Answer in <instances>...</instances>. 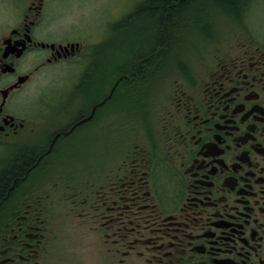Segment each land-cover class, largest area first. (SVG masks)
I'll return each mask as SVG.
<instances>
[{"label":"flooded vegetation","instance_id":"flooded-vegetation-1","mask_svg":"<svg viewBox=\"0 0 264 264\" xmlns=\"http://www.w3.org/2000/svg\"><path fill=\"white\" fill-rule=\"evenodd\" d=\"M53 6L0 0V180L8 161L31 156L0 213V264H53L62 242L96 264H264V33L245 12H221L238 32L174 61L172 80L164 61L141 115L125 119L133 81L118 46L134 51L126 64L139 46L116 32L138 6L90 39L70 38ZM63 67L61 87L37 90ZM102 140L109 150L69 168L70 146Z\"/></svg>","mask_w":264,"mask_h":264},{"label":"rangeland","instance_id":"rangeland-1","mask_svg":"<svg viewBox=\"0 0 264 264\" xmlns=\"http://www.w3.org/2000/svg\"><path fill=\"white\" fill-rule=\"evenodd\" d=\"M53 2V11L56 16V24L65 30L66 33L70 35V38H81L82 36L87 38H93L99 33L110 35L113 32V25L111 31V23L117 18L119 19L121 16H124L126 12H131L135 10L139 4H141L142 0H51ZM249 4L246 5L245 8L248 7ZM252 7L248 9L247 12L244 10L242 12L245 17L251 19L254 25H257V29L264 33V25L262 20L264 18V10L261 7V2L259 0H255L254 3H251ZM250 5V6H251ZM215 9L214 17L212 18L213 29L208 28H198L195 32H190L187 35H184L183 47L179 48L177 52H175L173 58L169 62H167L166 75L171 76L170 80L175 76L174 73L173 62L177 61V59H191L196 60L200 57V55H205L209 48L207 45L210 43L209 41H213L214 44H222L229 37H232L238 32L237 26L235 22L223 14L219 10ZM117 17V18H116ZM115 18V19H112ZM117 21V20H116ZM202 21V20H201ZM256 23V24H255ZM200 29L204 30L202 32ZM131 31V30H130ZM129 30L127 28H119L116 32V36L118 39H122L123 37H127L130 35ZM210 37L209 35H211ZM82 35V36H80ZM209 37V38H207ZM129 39V38H128ZM210 43V45L212 44ZM190 45H193L192 47ZM118 67L122 68L127 60V58L133 53L129 52L127 47L118 46ZM218 47H214L212 49H217ZM127 53V54H126ZM127 55V56H125ZM55 77L54 81L41 80L37 83V90H54L55 88L61 87L64 83L62 79L64 76H67V70L63 67L62 69L57 68L51 72H49ZM58 77L59 81L56 80ZM110 85L112 86L114 83V79L110 81ZM105 82L103 81V85ZM108 86V83H107ZM126 88H119V93L125 92ZM147 91V89H144ZM120 96V95H119ZM118 96V97H119ZM120 98H118L119 100ZM142 95L139 93L132 92V94L128 95L126 100L123 102L124 111L126 112L124 118L130 117L131 114L137 111V116L141 115L142 110ZM122 106V105H119ZM119 109L118 119H121L122 113ZM139 122H141L138 119ZM122 121L118 122L120 124ZM109 139V137H108ZM99 145V146H98ZM93 147H97L98 149H102V151H106L110 149L109 141L104 143L102 140L101 143L89 145L87 142H80V144L72 145L69 147V154L66 157V163L69 164V168L72 166L73 162H79L85 160L87 156L94 155L95 152ZM71 164V165H70ZM77 170V167L75 168ZM74 170V169H70ZM62 247L60 248V252L58 258L55 260L53 264H68L67 260L69 258L75 260L74 263L80 262L81 264H96V259L90 253L76 252L75 255L72 251H68L65 249V242L60 244ZM73 256V257H71Z\"/></svg>","mask_w":264,"mask_h":264},{"label":"trees","instance_id":"trees-1","mask_svg":"<svg viewBox=\"0 0 264 264\" xmlns=\"http://www.w3.org/2000/svg\"><path fill=\"white\" fill-rule=\"evenodd\" d=\"M248 2L249 0H144L136 9L139 17L123 27L131 30L129 39H126L133 46H139L133 61L122 67L123 73L131 75L132 90L143 96V90L148 88L147 80L155 75L164 61L175 57L177 30L186 16L194 15L196 28L208 30L215 14L214 8L233 17L242 12ZM202 29L200 30L204 32ZM30 161V153H23L6 163V172L1 175L0 180V213L19 183L16 178L14 186L9 188L11 180L23 176Z\"/></svg>","mask_w":264,"mask_h":264},{"label":"water","instance_id":"water-1","mask_svg":"<svg viewBox=\"0 0 264 264\" xmlns=\"http://www.w3.org/2000/svg\"><path fill=\"white\" fill-rule=\"evenodd\" d=\"M118 82H119V81H117V82L115 83V85L113 86L111 92L114 90V88L116 87V85L118 84Z\"/></svg>","mask_w":264,"mask_h":264}]
</instances>
